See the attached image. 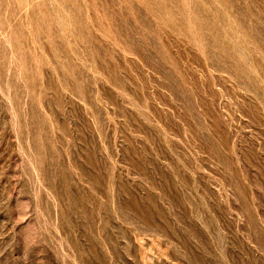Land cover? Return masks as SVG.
Returning <instances> with one entry per match:
<instances>
[{"label": "rangeland", "instance_id": "374dc122", "mask_svg": "<svg viewBox=\"0 0 264 264\" xmlns=\"http://www.w3.org/2000/svg\"><path fill=\"white\" fill-rule=\"evenodd\" d=\"M0 264H264V0H0Z\"/></svg>", "mask_w": 264, "mask_h": 264}]
</instances>
